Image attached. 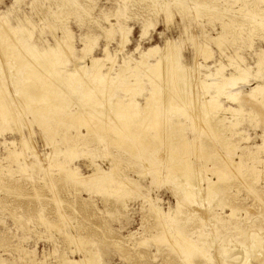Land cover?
Here are the masks:
<instances>
[{
  "label": "rangeland",
  "instance_id": "obj_1",
  "mask_svg": "<svg viewBox=\"0 0 264 264\" xmlns=\"http://www.w3.org/2000/svg\"><path fill=\"white\" fill-rule=\"evenodd\" d=\"M17 1L0 0L1 14H10L8 17L14 25L21 18L34 21L36 27L32 26V36L27 37L40 47L47 39L54 42L53 33H60L68 26L74 33V56L81 53L84 34L93 35L91 39L96 37L95 55L103 56L108 43L115 55L120 26L130 27V43L118 54L114 71L124 63L125 56H131L128 62L132 64L140 59L141 50L166 44L165 49L177 61L175 83L185 94L187 104L191 102L195 106L185 108V114L172 109L170 116H164L160 129H173L165 137L172 147H164L163 136L154 128H148L147 133L138 128L136 132L144 144L135 152L116 147L109 137L98 136L97 131L95 135L74 137L71 132L76 123L64 120L65 117L61 118L65 121L63 125L52 122L51 135L59 140L58 146L77 151L73 163L80 166L81 172L91 171L87 167L91 161L108 170L109 161L115 160V170L109 182L104 181L103 188L77 181L65 169L69 161L65 153V157L54 155L56 162L54 157L52 163L45 158V151L50 149L43 147L40 134L43 129L29 110L30 115L25 110L26 116L21 112L19 120H11L10 127L15 132L22 129L28 134L29 125L37 131L35 139L44 156L27 157L26 171L17 163L18 158L0 144V264H58L63 257L78 261L91 255L90 264H242L245 260L264 264V101L263 94L257 97L250 94L258 83L254 78L258 53L264 51V11L260 10L264 8V0H76L77 4L67 0L60 8L61 0ZM147 23L149 33L143 36ZM109 29L113 30L111 34ZM166 39L170 41L166 43ZM87 60L90 61L88 56ZM241 60L242 67L246 66L250 73L249 79L241 84L238 100H228L223 95L219 98L225 107H242L236 114H227L237 124L233 131L215 125L218 134L208 132L209 120H201L204 127L201 121L195 124L191 115L198 112L200 101L216 94L217 89L203 87L195 81L214 73L219 64L225 63L226 74L236 71L235 65ZM2 66L0 58V70ZM141 72L145 75L146 70ZM131 73L134 72L125 74ZM148 81V77L144 78L147 84L138 96L141 105L149 93ZM120 88L114 89V96L128 93ZM101 95L102 99L109 98ZM114 96L111 100H115ZM3 122L0 118V125ZM6 136L20 137L17 133ZM228 146L235 149L231 148L232 151ZM227 157L241 161V173L231 171ZM180 158L190 163L182 161L176 167L191 169L193 182L198 184L194 188L207 185L200 181L203 177L217 179L216 171L227 174L229 181L219 183V190L211 199L207 188L193 198L187 195L191 188L185 187L182 174L174 168L173 162ZM59 162L67 164L58 166ZM126 176L135 182L117 188L116 180ZM179 200L182 208L176 212ZM153 201L169 217L152 212ZM231 205L236 208L234 215H228Z\"/></svg>",
  "mask_w": 264,
  "mask_h": 264
},
{
  "label": "bare ground",
  "instance_id": "obj_2",
  "mask_svg": "<svg viewBox=\"0 0 264 264\" xmlns=\"http://www.w3.org/2000/svg\"><path fill=\"white\" fill-rule=\"evenodd\" d=\"M61 1L62 2L59 3L58 8L62 7L61 5H64L65 2H67V0ZM73 1L75 4H77L76 0ZM10 9L12 10V8ZM58 10L55 13L58 14ZM260 10L264 11V8H260ZM1 12L0 58L2 60L3 66L0 70V118H2L4 122L2 125H0V138H2L0 140V144L4 146L6 150L10 151L11 156L18 158L17 163L24 167V170H26L25 167L29 165L27 157H38L40 159L42 156H44V154L40 152L38 142L35 139V136H37V131H35L31 125L28 126V134H26L22 129H17L18 131L15 132L14 128L10 127L11 120H19V115L20 117L22 116L21 112L23 115H25L23 113L25 110H29L31 112L30 114H33L35 118L34 120L32 116L33 120L38 123L40 128L42 127L43 129V132L40 133L43 139L41 141L44 143L43 147L50 149V151H45V158L49 159V161L52 163V157H54V155H63L65 153L64 155H67L69 158V161L67 162L68 165L66 166L67 163L59 162L58 166H66L67 168L65 169L69 171L77 181L84 184H90V186L92 184L97 187L99 186V188H103L104 183L109 182L115 170V160L113 161L114 163L110 162L112 160L109 161L108 164H110V168L108 170L105 169L100 163L91 161L88 166L86 165L91 171L89 173L81 172L80 166L73 163V160L76 158V156H78L77 151L69 146L68 148H64L61 145L58 146L56 142L59 140L56 138V136L51 135L52 130H54V126L52 127L51 124L52 122H55L56 124L61 123V125H63L62 123H65V121L63 122L61 118L64 119L65 117L64 120L68 119L67 121L71 120L75 121L76 123L75 130L71 132L72 136L85 137L87 135H95V132L97 131V134H99L98 136L109 137L116 147L127 149L129 152L140 150L142 148V144H144L143 138H141L139 135H136V130L138 128L141 132L146 131V133L148 128L149 130L150 128H154L156 132H159L163 136L162 142L164 143V147H172L171 143L169 142L170 140H166L165 137L172 134L173 129H169V127H167V129L165 128L164 130L160 129V124H162L164 116H170L169 114L173 113V111H176V109L180 110L179 113L182 111V114L184 112L186 113L185 108H193L195 105L191 102L187 104L185 101V94L179 91L175 83L176 74L174 69L177 61L174 60L172 52L165 49L166 44L164 47L155 45L146 50H141L140 59L135 60L132 64H129L128 62L131 61V56H125L124 63L119 64L118 69L114 71L118 54L123 52L125 47H127V44L130 43V27L127 29L124 25L120 26L119 47L116 49L115 55L111 51L109 43L103 49V56L95 55L93 53V48L95 46L94 44L96 37L94 36L95 39H91L93 35L84 34V37L82 38L84 41L83 47L80 49L81 53L78 56H74V33L68 28V26H65L64 23L62 24L65 26V28L60 23V25L63 27L62 28L60 26L62 28L60 33L53 31L54 42H51L49 39H47L46 44L40 47L37 43H31L30 39L27 37V35L32 36V26L33 28L36 27V23L34 21H31L26 17V19H19L17 24L14 25L11 23L8 17L10 14L2 15ZM40 14L41 13H39V15ZM52 16H54V14ZM40 19L41 21L45 20V18ZM27 23H30V26L27 25ZM145 25L146 24H144V26ZM49 26L50 31H52L53 29L51 30V28H53V26L51 24H49ZM149 27L150 25L147 23V25L143 28V36L148 35ZM112 29H109V33L113 31ZM112 33L114 34V32ZM169 41V39H166V43ZM140 46L141 45L139 44L138 49ZM201 46L206 50V47L203 45ZM209 52L210 51H208V53ZM258 54V71L254 75V78L258 79V83L251 88L250 94L254 97H257L259 94H263L262 99L264 101V51L262 50ZM72 55L74 59L71 57ZM87 56L90 61L87 60ZM150 56H155V61H150ZM209 57H211L210 54ZM242 60L236 63V71L226 74L224 72V70H226L225 63L221 65L219 64V67H217L214 73L206 74L203 79H197L195 81L197 84H200L203 87H215L217 89L214 92L216 94L211 95L206 100H199L200 104L197 106L199 108L198 112L191 115L192 119L195 120V124L197 125L198 121L208 119L211 124V126L208 127V132L218 134L216 126L219 125H221L224 129L229 128L233 131L235 124H237L234 123L233 120L227 116V114L229 112L236 114L240 112L242 107H225L219 98L220 95H223L228 100H238L239 94L241 93V84L249 79L250 73L246 66L244 68L242 67ZM70 61L72 64H68ZM141 69H144V71L146 70V72H144L145 75L141 74ZM136 70H138V72ZM127 71L134 73L127 75L125 74ZM92 76L95 77V79H92ZM133 76L135 77L134 79L132 78ZM146 77H148V82L151 83V86L149 93L146 96L145 103L141 105L138 96H141L142 91L145 90L144 78ZM119 79H122L123 82H119ZM137 85H142L143 88L139 87L138 89ZM118 86L122 88H120L122 91L123 89L125 90L123 92L128 93H126V95L114 96V89ZM129 92L131 93L129 94ZM101 93L103 94L101 95L103 98L107 97L106 95H108L109 98L102 99L99 96ZM113 96L115 97V100H111L110 97L113 98ZM191 100L194 102L195 99ZM172 109L174 110L172 111ZM17 112L18 116L16 114ZM58 119H61V121ZM204 127H206V125H204ZM204 127L201 129H205ZM83 130H85V132H83ZM74 132L77 133V136L74 135ZM8 133L10 135L17 133L20 137L8 139L6 136ZM53 133H55V131ZM54 135H56V133ZM232 146L231 148L235 147ZM231 148L228 146V149ZM28 150L32 152L30 155L26 154ZM167 152L169 155H172V153L169 151ZM166 155L168 156V154ZM56 158L54 157L55 162L57 161ZM60 158H62V156H60ZM182 161H185L186 164L190 163L188 159L181 158L176 162H172L175 164L174 168H176V172L182 174V176H180L183 179L182 182L184 183L185 187L191 188L190 190H187V195H191V197L196 196L202 190L207 188L206 191L208 192V195H210L211 199V195H214L219 190V183L229 181V178L226 176L227 174H225L223 171H216L217 179L210 180L209 178L206 179L203 177L200 181L207 182V185L204 187L201 186L200 188H194V186H198V184L197 182H193L194 175L189 173L191 169L187 168V171H185V169L179 170V168L176 167ZM226 162H228L231 171L241 173V161L237 162L233 158L227 157ZM252 172L254 173V171ZM116 181V184H119L116 186L117 188H123L127 184L135 182L134 179L130 178L129 176L123 177L122 179ZM181 205L182 204L179 200L176 212L181 211ZM150 209L152 212L156 213V215L158 214L164 215V217H169L167 216L168 213H165L163 208L154 201L150 205ZM235 211L236 208L231 205V213L228 215H234ZM255 242L253 244H255ZM255 245L258 246L259 242ZM231 249L227 250L231 251ZM251 250H253V248ZM232 253L234 254V252ZM92 258L93 257L91 255V257H85L82 260L76 261L70 260L68 257H63L58 264H88V262L90 264L91 261L93 263ZM242 264L253 263L245 260L242 262Z\"/></svg>",
  "mask_w": 264,
  "mask_h": 264
},
{
  "label": "crops",
  "instance_id": "obj_3",
  "mask_svg": "<svg viewBox=\"0 0 264 264\" xmlns=\"http://www.w3.org/2000/svg\"><path fill=\"white\" fill-rule=\"evenodd\" d=\"M136 135H139V134L136 133Z\"/></svg>",
  "mask_w": 264,
  "mask_h": 264
}]
</instances>
